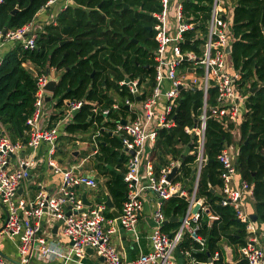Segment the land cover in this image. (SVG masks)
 <instances>
[{"label": "built area", "instance_id": "2783aa9c", "mask_svg": "<svg viewBox=\"0 0 264 264\" xmlns=\"http://www.w3.org/2000/svg\"><path fill=\"white\" fill-rule=\"evenodd\" d=\"M58 2L63 4L62 10L75 5V0H49L46 6ZM184 2L185 0H161L162 9L153 13L156 18L154 30L157 41L153 82L149 85L141 83L139 78L121 80V88L125 87L135 99L126 97L123 101L112 104L115 110H119L121 106L129 109L126 116L119 115L111 130L112 135L121 139L122 151L127 156L124 179L128 193L119 217L106 216L109 208L105 200L96 199L91 206L85 205L76 188H96L97 180L76 171L75 166L62 168L55 158L60 130L58 126H46L41 122L49 103L46 98L51 95L45 87L52 75L47 72L36 74L35 110L27 120V143L21 139L13 140L6 132L0 133V201L7 211L2 231L19 238L18 261H9L0 253V264H30L36 258L61 264H86L89 249L98 257L104 258L97 264H179L176 250L186 231L202 247L205 245V240L197 233V229L198 220L208 210V205L204 198H198L196 194L202 169L208 162L205 153L207 122L210 118L217 119L227 130L228 124L240 123L243 119L242 104L248 110V94L244 92V87H240L242 72L234 65L231 57L236 40L233 30L236 3L233 0H205L209 11L204 13L201 10L187 9ZM40 33L42 32H39L34 19L21 27L0 31V51L5 42H20L24 48L35 49ZM187 39L191 42H186ZM194 88L203 92V107L194 126L185 128L187 133L197 137L196 178L192 192L188 194L181 181L167 180L177 159L170 160L156 174L151 149L157 141L159 130L175 125L174 116L182 90ZM213 88L215 105L210 106L208 100ZM138 96L141 100L137 99ZM67 105L62 119L66 123L73 120L74 112L81 108L83 101L68 100ZM94 111L107 115L110 108H95ZM122 120H126V123ZM100 130L101 128L92 137L95 146L98 145ZM42 143L47 144L48 164L55 172L62 173L63 184L55 193L40 190L34 197L22 195L20 189L38 163L37 152ZM25 146L30 148L27 156L23 155ZM131 151L135 153L132 154ZM238 153L239 148L234 150L228 144L218 154L222 166V204L233 206L239 220L246 223L247 242L239 247L240 255L249 264H264V247L258 241L256 225L244 204V196L253 195V185L244 179L240 188H233L239 172ZM148 190H155L158 195L153 214L154 226L149 235L151 250L141 253L131 262H125L112 244V235L120 228L136 235L144 196ZM173 195L189 197V206L179 229L174 234H169L163 230L168 218L162 210V203ZM210 218L213 220L217 216L210 213ZM45 220L49 221V225L59 224L56 235L52 233L54 227H43ZM182 253V264L198 263L189 251ZM217 256L218 253L214 258ZM209 264H213L212 260Z\"/></svg>", "mask_w": 264, "mask_h": 264}, {"label": "trees", "instance_id": "16d2710c", "mask_svg": "<svg viewBox=\"0 0 264 264\" xmlns=\"http://www.w3.org/2000/svg\"><path fill=\"white\" fill-rule=\"evenodd\" d=\"M49 0H2L0 2V31L21 27L34 19ZM205 0H185L187 9L209 11ZM210 2L211 0H207ZM233 30L236 40L232 47V61L241 70L240 87L248 94L247 111L239 123L241 140L237 157L243 178L253 185L257 220L264 223V0H233ZM18 7V11H12ZM162 9L161 0H75L61 14L56 25H49L38 35L37 48H24L20 42L11 43L0 60V130L13 140L21 138L28 129L27 120L35 110L37 92L36 74L47 68L61 70L60 81L53 94L59 112L52 116L57 121L65 117V101L82 100L83 105L74 113L65 130L70 133L88 131L95 124L101 128L98 151L92 165L106 178L105 186L115 206L121 210L127 199L128 187L124 179L127 156L122 152V141L112 135L119 115L126 116L127 106L112 108L116 101L109 94L115 89L121 97L135 99L120 81L126 77L152 83L155 77L157 48L154 12ZM205 29V23H203ZM139 39L149 49L133 41ZM67 40V41H66ZM66 41L63 44L60 42ZM257 87V88H256ZM252 88H256L253 92ZM215 105V88L208 100ZM175 114V125L159 130L151 149L156 174L170 158L180 160V170L174 181H181L190 194L196 178L197 137L186 132L194 126L202 112L203 92L184 89ZM110 108L107 115L94 109ZM97 125V126H96ZM104 127V128H103ZM227 130L223 123L210 118L207 122L205 153L208 162L203 167L198 183L197 197L204 198L208 210L198 220L197 233L205 245L186 231L178 252L189 251L196 264H230L226 260L224 242L232 246L235 264H249L239 253L247 242L246 223L239 220L230 204H222L223 194L211 188L222 187V166L218 154L232 141L233 123ZM108 165L113 166L112 169ZM105 196L98 195L97 200ZM189 206V197L173 195L164 199L162 210L166 218L178 217L163 225V230L174 234L180 227ZM210 213L217 216L211 220ZM108 218L113 213L108 209ZM218 253L217 258H214Z\"/></svg>", "mask_w": 264, "mask_h": 264}, {"label": "crops", "instance_id": "0c3cea01", "mask_svg": "<svg viewBox=\"0 0 264 264\" xmlns=\"http://www.w3.org/2000/svg\"><path fill=\"white\" fill-rule=\"evenodd\" d=\"M62 7H63V4L58 2L52 5H48L40 9L37 12L36 16L34 17V21L38 26L39 32H44L46 31L47 26L56 25L58 23L61 14L64 12V10H62ZM54 21L56 23H53ZM11 46H12L11 42H5L3 44V46L1 47V51H0V60L2 59L3 55L10 48H12ZM54 72L56 71L54 68H52L50 72L52 75V78H60L61 75H57ZM114 91L116 90L111 89L109 91V94L113 97H114L113 95ZM125 98L126 97L124 98L121 97L117 91L115 92L114 99L116 101L121 102ZM56 103H57V99H53L51 102H49L46 105L41 122L43 125H46V126H58L60 130L58 152L61 151L63 147V144H61L62 137H65L64 143L66 144L65 145L66 147L70 144L74 146V149H73L74 152L71 158L67 157V159L64 160L61 157L59 161L60 165L62 166V168L69 167L66 164V161H67V163H70L71 167L75 166L76 171H80L83 174H87L95 178H100V181L98 182V185L96 188L80 186L76 188V191L81 197L83 194H86L88 200L92 202L96 201L98 195L105 196L104 200L106 201L107 194H109L105 186L106 178L100 175L98 171L94 169L92 165L96 150L98 151V148H99L98 145L95 146L94 143L92 142V137L96 133V131L100 129L99 126L96 125L97 127L95 128V124H94V126H92L90 130L88 129V131H78L75 133L67 132L65 130V126L67 125L66 122H63L62 119H58L57 121L52 120V116L56 115L57 112H59V108H57L55 105ZM65 103L67 104L68 101H65ZM241 113H242V117H241L242 119L244 118L245 113H246L244 104H242ZM0 133H2L1 130H0ZM231 135H232V141L230 143V146L233 147L234 150H236L237 148H239V143L241 140V130L239 127V122L232 129ZM19 139H21L23 142H24V139L28 140L27 133H24V135ZM93 147H95V149H93ZM29 152H30V148L28 146H25V148L23 149V155L27 156ZM169 159L172 160V158L170 157ZM37 160H38V163L36 167L31 170L30 178L23 184L22 188L20 189V193L22 195L34 197L40 190H46L49 193H55L59 191V189L61 188L63 184L62 173L55 172L48 164V154H47V144L46 143L41 144L37 152ZM125 165L127 167V162L125 163ZM82 167H84V169H82ZM142 172L144 173L145 171L143 170ZM242 180H244V178L239 170V172L237 173L235 177L233 188H236V187L240 188ZM214 189L218 193L222 192V188L220 186L214 187ZM157 201H158L157 193L152 190H148L144 196L143 209L139 216V222L137 225L136 235L122 228H120L119 231H117L115 234L112 235V239H111L112 244L120 252L122 259L125 262H131L132 260L137 259L141 253H148L151 250V242L149 239V235L151 234V231L154 226L153 214L157 206ZM244 204H245L246 210L250 213V216L252 218V215L256 213L255 201H254L252 194H248L244 196ZM118 210L120 211V209ZM6 219H7V211L0 201V253L9 261L16 262L19 259L18 250H17V242L19 238L18 236H10L2 231L5 225ZM254 223L257 228L258 241L264 247V223H262L260 220H256L254 221ZM56 225L59 228V224H54V226L53 224L49 225V221L45 220L43 227L53 228ZM52 233L56 235L58 232H54V228H53ZM223 244L226 250L227 262H229L230 264H235L232 246L228 245L227 242H224ZM176 256L178 258H182V255L180 252H178V249L176 250ZM99 258L100 257H98L95 253H89L88 257L85 259V263L86 264H97L98 262H100ZM30 264H61V263L60 262H46L42 259L36 258V259H33L30 262ZM72 264H75V263H72Z\"/></svg>", "mask_w": 264, "mask_h": 264}, {"label": "water", "instance_id": "95a60500", "mask_svg": "<svg viewBox=\"0 0 264 264\" xmlns=\"http://www.w3.org/2000/svg\"><path fill=\"white\" fill-rule=\"evenodd\" d=\"M204 5H207V3L204 2ZM18 9H19V8L16 7V8L12 11V13L17 12ZM66 41H67V40H66ZM66 41H62V42H60V44H63V43L66 42ZM186 42H191V40H188V39H187ZM194 46H195V45H194ZM228 51L230 52V48H228ZM46 72H47V73H50V72H51V68H47V69H46ZM129 80H130V78H129V77H126V81H129ZM59 81H60V78H52V77H50L49 82L47 83V85H46V87H45L46 90H47L48 92L51 93V95H50V96H47V98H46L48 102H51V101H52V99H53V94H54V92H55V90H56V87H57ZM181 87H182V86H181ZM256 88H257V87H256ZM256 88H252L251 91L253 92ZM194 89L197 90V88H194ZM137 99H138V100H141V97L138 96ZM176 110L178 111V110H179V107H178ZM74 113L76 114L77 111H75ZM122 122H123V123H126V120H122ZM24 142L27 143V139H24ZM93 149H95V147H93ZM131 153L134 154L135 152H134V151H131ZM109 167L112 168L111 165H109ZM64 170L66 171L67 169H64ZM179 170H180V160L178 159L176 165L172 168V171L169 173V175H168V177H167V180L170 181V182L173 181L174 178H175V176L178 174ZM95 179L97 180V182L100 181V178H95ZM211 190H212V191H215L214 188H211ZM152 191L156 192L155 190H152ZM156 193H157V192H156ZM82 200H83V203H84L85 205H87V206H91V205L93 204L92 201L88 200L86 194H83V195H82ZM105 202H106L108 208H110V210H111V212L113 213V215H114L115 217H119L120 214H121V212L115 207V203H114L112 197H111L109 194H107V197H106V201H105ZM80 211H81V210H80ZM68 213H70V212H68ZM257 218H258V216H257L256 214H253V215H252V219H253L254 221H256ZM178 219H179L178 217L172 216V217H170L169 219L165 220L164 224L168 223L169 221H172V220H178ZM57 229H58V226L56 225V226L54 227V232H57ZM180 244H181V242H180ZM89 253H92V250H91V249H89ZM99 259H100V261H103V260H104L103 257H100ZM182 262H183L182 258H179V264H182Z\"/></svg>", "mask_w": 264, "mask_h": 264}, {"label": "rangeland", "instance_id": "374dc122", "mask_svg": "<svg viewBox=\"0 0 264 264\" xmlns=\"http://www.w3.org/2000/svg\"><path fill=\"white\" fill-rule=\"evenodd\" d=\"M55 71H56V72H54V73L57 74V75H61V74H62V71H61V70H56V69H55ZM109 91H110V90H109ZM115 92H116V91L113 92L114 97H115ZM52 100H53V99H52ZM64 139H65V137H62V140H61V144H63L62 150L59 151L58 154L55 155V158H56L58 161H60V158H61V157H62L64 160H66L67 157L71 158V156L73 155V152H74V151H73L74 146L70 144V145H68V146L66 147V146H65L66 144L64 143ZM64 147H66V148H64ZM68 155H70V156H68ZM66 164H67L69 167H71V166H70V163H67V161H66ZM82 169H84V167H82Z\"/></svg>", "mask_w": 264, "mask_h": 264}, {"label": "flooded vegetation", "instance_id": "af4514ba", "mask_svg": "<svg viewBox=\"0 0 264 264\" xmlns=\"http://www.w3.org/2000/svg\"><path fill=\"white\" fill-rule=\"evenodd\" d=\"M155 25L153 26H148V29L149 30H151V31H153L155 28ZM133 41L135 42V43H138V44H140L141 46H143V47H145L146 49H149V46L147 45V44H145V43H143V42H140V40L139 39H136V38H133ZM130 78V77H129Z\"/></svg>", "mask_w": 264, "mask_h": 264}]
</instances>
